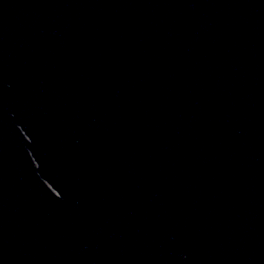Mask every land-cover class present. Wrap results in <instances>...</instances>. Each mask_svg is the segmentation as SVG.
<instances>
[{
  "label": "water",
  "instance_id": "water-1",
  "mask_svg": "<svg viewBox=\"0 0 264 264\" xmlns=\"http://www.w3.org/2000/svg\"><path fill=\"white\" fill-rule=\"evenodd\" d=\"M0 264H264V0H0Z\"/></svg>",
  "mask_w": 264,
  "mask_h": 264
}]
</instances>
